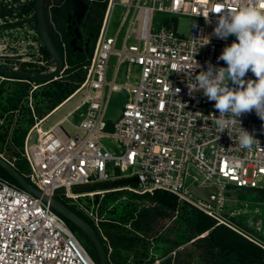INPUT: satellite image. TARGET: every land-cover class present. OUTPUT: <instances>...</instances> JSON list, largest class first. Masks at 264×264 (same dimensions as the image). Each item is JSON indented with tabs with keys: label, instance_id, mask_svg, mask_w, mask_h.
<instances>
[{
	"label": "built area",
	"instance_id": "2783aa9c",
	"mask_svg": "<svg viewBox=\"0 0 264 264\" xmlns=\"http://www.w3.org/2000/svg\"><path fill=\"white\" fill-rule=\"evenodd\" d=\"M9 1L11 5L12 1ZM116 3L123 5L124 9L110 35L108 21ZM248 5L249 0H151V4L141 0H106L92 54L82 65L84 77L75 91L85 90L83 99L76 105V108L86 106L76 125L84 134L69 136L58 123L46 130L34 125L38 137L29 143L27 135L21 151L28 165L25 177L43 194L71 200L119 189L136 193L161 189L226 224L215 213V207L225 199L226 184L238 188L264 186L261 185L264 179V134L260 132L264 121L255 111L239 118L242 127L250 132L255 130L259 140L250 151L239 148L234 134L230 138L227 132L220 133L217 140V133L210 131L212 126L208 120L210 113L219 115L214 108L215 102H209L202 92L190 97L184 82L185 72L177 71L182 66L195 65V61L205 70L208 61L226 67L222 61H217L220 55L218 44L230 43L235 37L230 36L227 40L215 37L214 27L219 16L215 12L235 11ZM154 11L170 15L158 29L151 24ZM177 16L191 19L186 35H181L175 28ZM207 18L210 23L206 22ZM50 24L57 31L52 20ZM124 24L120 47L115 48L117 34ZM23 29L28 31V26L24 25ZM31 29L30 56L22 57L20 61L30 62V71L49 70L52 68L50 61L40 51V44L32 38ZM13 30L10 28V32ZM58 36L64 65L66 42L59 33ZM131 37L134 42L128 43ZM1 45L5 46L6 42L2 44L1 41ZM23 49L20 53L25 54ZM14 55L2 52L0 48V65L23 69L15 63L17 58L13 59ZM110 55H115L116 62L112 77L107 79ZM121 65L125 68V80L116 82ZM134 68L137 78L129 81L132 75H136L131 73ZM199 70L193 72V78ZM248 79H255L251 71L246 74L245 80ZM170 83L173 89H180L177 95L173 94ZM119 89H123L127 97L117 120L108 122L104 119L108 95L111 90ZM235 127L238 128L239 123ZM102 136L116 139L120 151L111 153L100 142ZM110 168H115L116 173L111 175ZM188 175L192 179L190 184L216 187V192L209 194L215 206L198 197L197 200L189 197L191 193L185 187ZM126 177H136L138 183L91 191L73 190L78 185ZM75 205L100 231L98 223L103 217L96 211L97 203ZM100 233L106 242L107 238ZM0 264L95 262L65 219L48 202L0 177Z\"/></svg>",
	"mask_w": 264,
	"mask_h": 264
},
{
	"label": "rangeland",
	"instance_id": "374dc122",
	"mask_svg": "<svg viewBox=\"0 0 264 264\" xmlns=\"http://www.w3.org/2000/svg\"><path fill=\"white\" fill-rule=\"evenodd\" d=\"M22 1L24 0H19L18 2ZM141 2L151 4V0H141ZM0 3L6 4L8 8H13V15L0 16V42L2 41V44L6 42V45H1L0 48L2 52L6 51L15 53L16 55L13 56V59L17 58L15 63L19 65L20 68H22L23 63V69H28L30 68V62H21L20 58L30 56V27L32 28V38H34V40L39 43L37 40L36 29L33 24L32 14L30 13L29 15L18 16L16 14L17 9L14 8L18 4L17 2H11V5H9V0H0ZM123 9L124 7L120 3H116L113 6L108 21V34L111 35L114 33ZM166 17H170V15L163 12L154 11L151 21L152 27L154 29H158L163 23L167 22V19H165ZM17 21H19V23L13 24ZM190 23L191 19L189 17L177 16L175 28L181 35H186L188 33ZM24 25L28 26V31L23 29ZM92 25L95 26L96 22L92 21ZM10 28H14V30L10 32ZM124 33L125 24L117 34L116 43L114 45L115 48L120 47ZM22 39H24L23 42H21ZM232 41L233 40H231L230 43H219V53L222 52L226 44H231ZM132 42H134V40L131 37L128 39V43ZM12 44L14 45L9 46ZM22 47L24 48L23 52H25V54L20 53ZM115 62V55H110L107 63V79L112 77ZM6 65L9 66L8 64ZM68 67L69 66L67 62L63 65L62 72L65 69H68ZM74 71H77V69L71 70L70 74ZM124 72V65H121L117 76L115 77L116 82H122L125 80ZM131 73L136 75H132L129 78V81H134L135 77L137 78L136 69L134 68ZM67 77L69 76H66V78ZM29 86L30 94L28 95L27 106L29 109H31V111H33L34 103L36 101H42V96L40 95L41 91L45 89V85L42 83L36 84L35 82H31ZM76 88L43 118H35L34 123L27 128L23 135L22 147L27 135H29V143L35 142L36 138L38 137V132L36 131L34 125H36L37 128H41V130H46L51 125L58 123L62 131H64L69 136L75 134H84V131L77 128L76 125L81 120L86 106L82 105L76 108V105L79 104L83 99L85 90L75 92ZM32 89H36L37 91L35 97L31 96ZM105 92L107 93V88H105ZM126 97L127 94L123 89L111 90L109 92L104 113V119L106 121L114 122L117 120L121 113V108L126 100ZM2 101L5 102L4 99H2ZM18 103V109L13 113L6 111L0 116V124L8 121L11 117L9 135L12 133L13 128L16 127L18 121L21 118H26V110H24L23 107V105H25V100L19 101ZM32 127L34 128L30 133V129ZM100 142L111 153L120 151L118 141L112 137L102 136L100 137ZM0 155L3 158L6 156L3 151L0 152ZM128 171L129 170L125 172ZM109 173L111 175L115 174L116 169L110 168ZM191 182L192 179L190 175H188L185 178V187L187 188L188 184ZM261 185H264V179L261 180ZM224 194V201L215 207L216 216L224 221L226 223L225 225L228 224L227 226L233 228L244 236L246 235L247 238L258 243L259 245L264 246V186L260 187L259 189L250 190L247 188H238L233 184L227 183ZM93 195L82 196L73 200L66 198L65 200L67 204L76 207L75 203H93ZM125 197H122L121 199L125 200ZM189 197L193 200H197L196 196L192 194L189 195ZM128 199L129 198L126 197V200ZM120 202V199H116L112 202H109L110 204H108L107 207L100 209L102 213L101 216L106 219H110L111 222L118 220L124 222L120 226L121 241L106 235L107 241L105 244L106 246L109 245L110 247V250L108 249L107 253L108 257L111 258L112 264H162L168 257L172 258L171 262L173 264H205L203 260L196 255V251L191 244L192 239H190L193 235L192 223L194 219L192 211L189 209V207L197 209L196 207L184 201L178 200L179 204H184L187 206L184 208H181L182 206L176 208L170 216L159 217L157 214H154L155 212L152 210L153 207L151 204H147L137 197L136 199L129 201V203H132L135 207L133 216H131L126 214V210L120 207V205H117V203ZM97 203H103L101 196H99ZM114 205L117 206L115 207ZM125 215H129L128 219L127 217L125 219ZM214 219L218 223H223L219 222L216 218ZM74 235L83 245L86 251L91 255V257L95 259L96 250L94 249L90 240L80 231H77L74 233Z\"/></svg>",
	"mask_w": 264,
	"mask_h": 264
},
{
	"label": "trees",
	"instance_id": "16d2710c",
	"mask_svg": "<svg viewBox=\"0 0 264 264\" xmlns=\"http://www.w3.org/2000/svg\"><path fill=\"white\" fill-rule=\"evenodd\" d=\"M18 1L19 0H12V2L18 3L16 7H14L17 9L16 14L18 16L29 15L30 13L32 14L33 24L37 33V40L40 44V51L46 58L49 59L51 66H53V60L44 48L38 36L36 17L34 13L35 0H24L22 2ZM88 1L89 4L84 21L87 27L93 31V35L91 45L84 56L77 55L73 57V53L70 51V47L68 46L69 36L65 28L64 19L65 12L69 7V0H43L42 9L48 34L50 40L61 56L63 53L60 46L58 33L66 42V63L68 62V69H65L56 79H52L50 81H36L31 79L24 80L17 78L10 79L6 76L0 75V116L6 111L13 113L18 109V102L25 100V105H23V107L24 110H26V118H21L18 121L16 127L13 128V131L10 135L9 129L11 117L8 121L0 124V152L3 151L6 155L4 157L11 161L13 166L24 176L27 175L28 165L20 151L22 148V138L27 128L34 123L35 118H43L49 111L62 102V100H64L69 94H71L73 90L78 87L84 77V69L82 65L90 58L92 54L94 42L97 37L106 3V0ZM0 5V16L13 15V8H8L7 5L3 3H0ZM51 20L54 23L57 31H54V29L50 26L49 22ZM92 21L96 22L95 26L92 25ZM15 23H19V21L14 22L13 24ZM23 66L24 64L22 63V68ZM74 69H77V71H74L70 74V71ZM66 76L69 77L66 78ZM31 82H35L36 84L42 83L45 85V89L41 91L40 95L42 96V101H36L34 103L33 111H31V109H29L27 106L28 95L30 94L29 84ZM36 93V89L31 90L32 97H35ZM2 99H4L5 102H3ZM0 177L20 187L19 184L1 167ZM132 186H134V184H132ZM247 189L254 190L259 188L252 187ZM99 196H101L103 203H97ZM125 196L129 199L126 200ZM122 197H125V200L121 199ZM137 197H139L141 201L151 204L153 207L152 210L155 212L154 214H157L159 217L170 216L176 208L181 206V208H184L187 206L184 204H179L178 199L174 194L161 189H155L152 193L144 192L139 194L126 189L107 191L102 193V195L97 193L93 195V203H97L96 211L99 215H102L100 209L107 207V205L110 204L109 202L120 199L121 202L117 203V205H120V207L126 210V214L133 216L135 207L132 203H129V201H132ZM56 198L70 207L77 215L93 226L99 239L104 245L106 252L108 251L107 246L100 231L106 238L108 236L121 241L120 226L124 223L123 221L118 220L111 222L110 219H106L102 216L103 220L98 223V227L100 228L99 231L97 226L89 220L83 211L73 205L67 204L65 200L66 198L64 197H59L56 195ZM117 205L114 206L116 207ZM189 209H191L194 219L192 223L193 235L190 238L192 239L191 244L196 251V255L199 256L205 264H264V247L250 240L233 228L223 223H218L213 217L207 215L201 210L191 207H189ZM129 215H125V219L126 217L128 219ZM64 219L73 233L80 231L83 235H85L73 223H71L66 218ZM92 259L94 260L95 264H100L96 251L95 259ZM108 260L109 264H112L110 257H108ZM171 261L172 258L168 257L162 264H173Z\"/></svg>",
	"mask_w": 264,
	"mask_h": 264
},
{
	"label": "clouds",
	"instance_id": "9594fccd",
	"mask_svg": "<svg viewBox=\"0 0 264 264\" xmlns=\"http://www.w3.org/2000/svg\"><path fill=\"white\" fill-rule=\"evenodd\" d=\"M215 13L219 14L214 27L215 37L220 40L235 37L217 57L218 62L223 61L227 66L220 67L208 61L205 70L194 60L195 65L182 66L177 72H185L184 82L190 97L202 92L209 102H215L214 108L219 115L210 113L208 120L212 126L210 131L217 133V140L220 133L227 132L230 138L234 134L239 148L250 151L259 140L255 130L250 132L242 127L239 118L255 111L264 121V0H249L248 6L235 11L218 10ZM205 20L210 23L208 18ZM198 68L200 70L193 78V72ZM249 71L255 79L245 80ZM170 88L174 95L180 92L179 88L173 89L171 83ZM237 123L238 128L235 127ZM260 132L264 134V124Z\"/></svg>",
	"mask_w": 264,
	"mask_h": 264
},
{
	"label": "water",
	"instance_id": "95a60500",
	"mask_svg": "<svg viewBox=\"0 0 264 264\" xmlns=\"http://www.w3.org/2000/svg\"><path fill=\"white\" fill-rule=\"evenodd\" d=\"M43 0H35L34 2V13L36 17V26L38 36L41 43L43 44L46 51L49 53L51 59L53 60V66L51 69L46 71H30L23 69H14L6 66L0 65V75L6 76L7 78L13 79H24V80H47L50 81L55 79L63 70V60L52 41L50 40L48 30L46 27L43 9H42ZM88 7V0H69L70 10L67 12L66 17V30L68 33V46L70 47L71 52L80 51L83 49L88 50L89 39L84 41L83 48L78 44V40L82 39V33L78 25L71 26L72 24H79L82 18L85 15V12ZM73 18V19H72ZM72 19V20H71ZM0 167L3 168L18 184L21 188L29 191L33 195L40 197L44 202H48L50 207L59 213L61 216L69 220L76 227H78L90 240L94 249L96 250L99 263L100 264H109L108 254L105 250L104 245L99 239L93 226L88 223L86 220L77 215L70 207L61 202L59 199L53 196H48L43 194L39 189L32 185L29 180L20 173L12 163L7 161L5 158L0 156ZM138 180L136 177H126L118 178L105 182L98 183H89L84 185L74 186L73 190L75 191H91L100 188L116 187L125 184H137ZM188 192L192 195L206 201L212 206H215V201L209 198V194L216 192V187L214 186H197L195 184H189L187 186Z\"/></svg>",
	"mask_w": 264,
	"mask_h": 264
},
{
	"label": "flooded vegetation",
	"instance_id": "af4514ba",
	"mask_svg": "<svg viewBox=\"0 0 264 264\" xmlns=\"http://www.w3.org/2000/svg\"><path fill=\"white\" fill-rule=\"evenodd\" d=\"M88 4H89V1H88ZM88 8V7H87ZM70 10V8L68 7V9H67V11L65 12V19H64V24H65V28H66V24H67V22H66V17H67V12ZM87 11V10H86ZM85 18H86V12H85V15H84V17L82 18V20H81V22L79 23V24H77V23H75V24H72L71 26L73 27V26H75V25H78L79 26V29H80V31H81V33H82V39L81 40H78V44H80L83 48H85V46H84V41L86 40V39H89V43H88V49H89V47H90V45H91V40H92V33H93V31H91V29H89L88 27H87V25L85 24ZM73 19V18H72ZM71 19V20H72ZM89 26V25H88ZM87 51L88 50H85V49H83V51L82 52H80V51H76V52H72L73 53V57H75V56H84L86 53H87Z\"/></svg>",
	"mask_w": 264,
	"mask_h": 264
},
{
	"label": "crops",
	"instance_id": "0c3cea01",
	"mask_svg": "<svg viewBox=\"0 0 264 264\" xmlns=\"http://www.w3.org/2000/svg\"><path fill=\"white\" fill-rule=\"evenodd\" d=\"M50 23V22H49ZM101 24V23H100ZM50 26L52 27V28H54L51 24H50Z\"/></svg>",
	"mask_w": 264,
	"mask_h": 264
}]
</instances>
